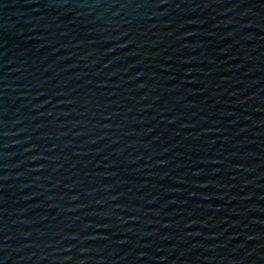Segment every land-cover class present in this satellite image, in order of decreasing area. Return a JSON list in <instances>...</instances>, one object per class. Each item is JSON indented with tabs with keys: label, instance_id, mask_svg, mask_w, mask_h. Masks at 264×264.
I'll list each match as a JSON object with an SVG mask.
<instances>
[{
	"label": "water",
	"instance_id": "water-1",
	"mask_svg": "<svg viewBox=\"0 0 264 264\" xmlns=\"http://www.w3.org/2000/svg\"><path fill=\"white\" fill-rule=\"evenodd\" d=\"M0 264H264V0H0Z\"/></svg>",
	"mask_w": 264,
	"mask_h": 264
}]
</instances>
